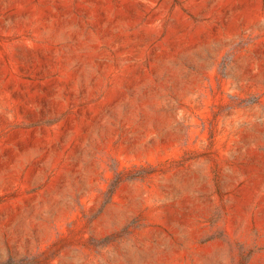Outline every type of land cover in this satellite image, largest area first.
<instances>
[{
    "label": "rangeland",
    "instance_id": "1",
    "mask_svg": "<svg viewBox=\"0 0 264 264\" xmlns=\"http://www.w3.org/2000/svg\"><path fill=\"white\" fill-rule=\"evenodd\" d=\"M0 264H264V0H0Z\"/></svg>",
    "mask_w": 264,
    "mask_h": 264
}]
</instances>
